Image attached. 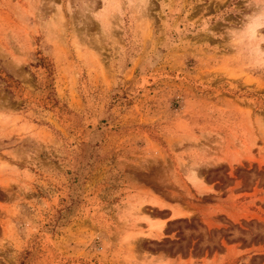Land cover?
Wrapping results in <instances>:
<instances>
[{"label": "rangeland", "instance_id": "1", "mask_svg": "<svg viewBox=\"0 0 264 264\" xmlns=\"http://www.w3.org/2000/svg\"><path fill=\"white\" fill-rule=\"evenodd\" d=\"M0 264H264V0H0Z\"/></svg>", "mask_w": 264, "mask_h": 264}]
</instances>
